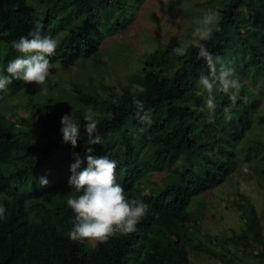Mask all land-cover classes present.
<instances>
[{
    "label": "trees",
    "instance_id": "trees-1",
    "mask_svg": "<svg viewBox=\"0 0 264 264\" xmlns=\"http://www.w3.org/2000/svg\"><path fill=\"white\" fill-rule=\"evenodd\" d=\"M143 3L0 0V33H4L0 35V68L19 55L10 42L26 36L37 23L42 35L58 41L50 63L68 69L78 61H88L124 30L132 16L129 7L138 9ZM218 12L219 31L202 43L214 58L230 62L241 88L235 103L213 89L216 108L211 118L205 94L196 84L198 76L211 69L197 47L175 55L172 49L178 38L145 53L141 71L112 88L108 96L76 94L73 90V106L56 98L54 104L32 105L29 117L12 119L4 112V102L20 93L27 82L13 80L6 91H0V205L6 209L5 218L0 220V264H191L189 250L204 251L223 263L231 259L241 264H264V233L248 203L249 209L244 211L253 214H248L238 232L216 239L221 250L202 244L197 230L191 228L192 198L224 181L236 165L240 139L257 121L264 122V112L255 109L258 95L245 82V78L264 77V46L258 42V26L264 22L258 20L260 17L255 25L250 22L257 13L264 14V0H225ZM134 83L145 88L137 98L143 101L150 123L139 119L132 104ZM226 106L231 113L229 120L224 118ZM89 108L98 114L96 134L101 143L88 144L82 116ZM70 112L81 124L75 148L62 142L60 133V118ZM197 139L204 140L208 149L196 147ZM146 141L161 147L159 155L142 152ZM88 147L91 155H107L116 161L114 177L128 198L140 199L149 172H168L159 194L143 200L148 211L135 231L116 232L103 242L66 237L73 217L66 200L68 195H77L67 183L69 165L75 152L81 158L77 171L86 167ZM257 149L264 150V144L255 142L245 152ZM177 163L179 167H174ZM41 176L47 178L46 185L38 184L36 178ZM51 218L57 223H50Z\"/></svg>",
    "mask_w": 264,
    "mask_h": 264
},
{
    "label": "rangeland",
    "instance_id": "rangeland-1",
    "mask_svg": "<svg viewBox=\"0 0 264 264\" xmlns=\"http://www.w3.org/2000/svg\"><path fill=\"white\" fill-rule=\"evenodd\" d=\"M224 1L144 0L138 9L129 7L132 16L128 18L127 26L121 33L112 36L92 59L78 61L68 69H60L55 64V69H50L51 80L40 86L35 82H27L20 93L8 97L4 102V112L12 119L17 116L29 117L32 105L54 104L56 98L72 105L73 90L75 93L97 92L101 96H108L112 88L126 83L133 73L141 71L145 53L157 50L174 38L179 41L189 40L195 26L193 21L204 9L212 8L218 12ZM257 19L264 22V14L257 13L250 21L252 25L256 24ZM258 28V42L264 46V23ZM258 50L261 53L260 48ZM261 55H264V50ZM245 79L246 84L258 95L256 111L263 113L264 77ZM255 142L264 144V122L261 120L240 139L235 155L237 162L231 173L227 174L220 185L191 200L189 210L193 226L190 224V227L197 230V236L205 246L222 249L216 239L238 232L249 219L248 214H253L251 210L248 214L245 213L244 208L249 209L247 203L253 206L264 233V150L245 152ZM194 145L199 149H208L202 139L195 140ZM160 149L161 147L156 148V145H150L146 141L142 152L154 156L159 155ZM174 167H179V164ZM167 175L166 171L149 172L147 182L142 185L144 193L140 199L148 201L159 194V190L166 184ZM50 223L54 225L57 221L51 218ZM231 250L234 248L231 247ZM189 259L191 264H241L231 259L223 263L204 251L193 253L189 250Z\"/></svg>",
    "mask_w": 264,
    "mask_h": 264
},
{
    "label": "clouds",
    "instance_id": "clouds-1",
    "mask_svg": "<svg viewBox=\"0 0 264 264\" xmlns=\"http://www.w3.org/2000/svg\"><path fill=\"white\" fill-rule=\"evenodd\" d=\"M194 28L191 38L181 40L172 49L175 55H184L190 46L197 47L199 55L203 57L211 69L208 74L201 73L196 84L201 94L206 93L205 108L209 118L216 108L213 89L223 92L232 103H235L241 83L230 66L220 58H214L202 41L212 37L219 31V14L212 8L202 11L200 16L193 21ZM4 35V33H0ZM11 47L19 55L8 60L0 68V91H6L13 80L35 82L39 86L51 80L55 63L49 58L55 54L58 41L48 34H41V26L37 23L26 36L10 42ZM152 49H150L151 51ZM132 104L135 105L139 119L150 123V116L143 108V101L138 99V94H143L145 88L142 84H132ZM224 118L231 119L229 107H225ZM83 128L87 134L88 144L101 143L97 133L98 114L91 108L83 113ZM60 133L62 142L70 143L75 148L80 136L81 124L74 118L72 112L60 118ZM90 147L85 149L86 167L80 169L81 158L79 153H72L74 162L69 165L71 175L68 178L70 189L77 195H68L66 205L73 212L72 226L65 232L68 239L83 241L93 239L103 242L116 232L127 234L135 231L137 223L148 211V205L142 199L128 198L124 188L116 182L114 169L116 161L107 155L93 156ZM39 185L48 183L45 176L36 178ZM6 209L0 205V220L5 218Z\"/></svg>",
    "mask_w": 264,
    "mask_h": 264
}]
</instances>
